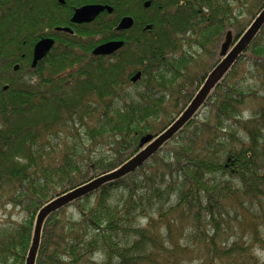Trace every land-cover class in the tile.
I'll use <instances>...</instances> for the list:
<instances>
[{
    "label": "trees",
    "instance_id": "16d2710c",
    "mask_svg": "<svg viewBox=\"0 0 264 264\" xmlns=\"http://www.w3.org/2000/svg\"><path fill=\"white\" fill-rule=\"evenodd\" d=\"M65 3L58 18L49 14L56 0H0V206L27 215L0 229V264H24L45 204L116 170L144 136L167 128L219 62L226 33L236 41L264 8V0ZM88 5L112 13L64 36L66 48L29 70L35 35ZM124 17L134 25L117 32ZM110 41L123 46L92 54ZM202 56L210 62L201 70ZM242 66L259 92L235 84ZM35 264H264V25L194 118L142 167L45 220Z\"/></svg>",
    "mask_w": 264,
    "mask_h": 264
},
{
    "label": "water",
    "instance_id": "95a60500",
    "mask_svg": "<svg viewBox=\"0 0 264 264\" xmlns=\"http://www.w3.org/2000/svg\"><path fill=\"white\" fill-rule=\"evenodd\" d=\"M63 3V0H60ZM145 8L149 7V2L144 4ZM112 13V8L102 5H88L75 11L72 23L89 24L93 22L103 12ZM134 25L131 17L122 18L117 27V32L128 31ZM264 25V8L252 21L247 30L236 40H233L231 32H227L224 41L219 48V62L213 70L207 75L202 86L191 99L181 114L162 132L153 136L146 135L140 140V151L123 163L116 170L103 174L90 180L89 182L78 186L66 193L58 195L56 198L45 204L37 213L33 226L31 244L27 252L24 264H35L39 250L41 231L45 220L52 214L67 207L71 203L81 200L97 191L104 184L120 180L143 166L152 156H154L166 143L173 139L197 114L204 105L211 91L223 79L224 75L238 61L239 57L245 53L255 36L259 33ZM146 29H150L149 26ZM66 32L70 30L65 29ZM53 41L50 39L40 41L34 50L33 65L42 60L50 51ZM123 46V42L110 41L96 47L92 54L96 57H107L115 54ZM14 67V71L17 70ZM141 74L136 73L131 82L136 83L140 80ZM7 87H4L6 90Z\"/></svg>",
    "mask_w": 264,
    "mask_h": 264
},
{
    "label": "rangeland",
    "instance_id": "374dc122",
    "mask_svg": "<svg viewBox=\"0 0 264 264\" xmlns=\"http://www.w3.org/2000/svg\"><path fill=\"white\" fill-rule=\"evenodd\" d=\"M210 62V58L207 56H202L198 61L197 64L199 63V67L198 69H203V67L208 64ZM218 63V62H217ZM216 65V63H215ZM214 65V66H215ZM241 70V71H240ZM239 70V74L238 76L235 78V84H238V86H241L240 88L245 90L246 88L249 90H253V91H260V88L258 87V82L255 79L254 75L251 73H248V69L246 67H241V69ZM243 72V73H242ZM259 94V93H256ZM260 95V94H259ZM257 100H250L247 101V105L245 108V112L244 115H247V111L256 105ZM260 103H262V100H259ZM205 109L199 112V114L197 115V119H201L204 115ZM196 118V117H195ZM115 200H118L120 197V191H116L115 192ZM72 209L69 208L64 212V216H62V218H67L71 213H72ZM27 215L24 212H21L20 209H18L17 207H14L12 204L10 203H6L4 204V206H0V229L4 228V227H9V226H14L17 224L22 223L26 218Z\"/></svg>",
    "mask_w": 264,
    "mask_h": 264
},
{
    "label": "flooded vegetation",
    "instance_id": "af4514ba",
    "mask_svg": "<svg viewBox=\"0 0 264 264\" xmlns=\"http://www.w3.org/2000/svg\"><path fill=\"white\" fill-rule=\"evenodd\" d=\"M56 5H59L58 7H56V9L49 10L50 16H52L53 14H58V16H59L58 18H63V14H62L64 12L63 7L66 6L65 0H63V3H60V0H56ZM33 8H34V6H33ZM75 11L72 13V16L68 19V21L66 20V22L62 23L61 25H57L55 27H52L50 29V31H48L47 29H44L41 35H38V34L35 35L36 42L34 43L32 50H31V59L29 62V70H32L33 72H35V69L37 68V66L41 65L42 61L47 56H49L55 49H58L60 47L66 48V45H64V43H62L60 40L63 41L64 36H66V37L67 36H73V37L77 36L76 32L78 31L79 27L86 25V24L72 23V18H73ZM49 14L48 13H46L45 15L43 14L44 19L47 20V19L51 18V17H49ZM65 29L70 30V32H66ZM46 39L52 40L53 45H52L50 51L46 54V56L42 60L38 61L35 65H33L35 47L40 41L46 40ZM16 66L18 68H17V70H15V72L19 70V65H15L14 67H16ZM14 67H13V71H14ZM33 76H34V80H35L37 77H36V75H33ZM3 91H5V90L3 89Z\"/></svg>",
    "mask_w": 264,
    "mask_h": 264
}]
</instances>
